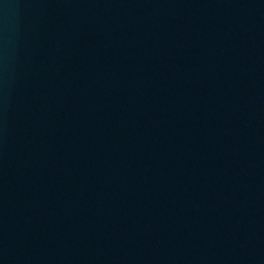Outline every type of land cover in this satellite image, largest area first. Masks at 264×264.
Here are the masks:
<instances>
[{
    "label": "water",
    "instance_id": "95a60500",
    "mask_svg": "<svg viewBox=\"0 0 264 264\" xmlns=\"http://www.w3.org/2000/svg\"><path fill=\"white\" fill-rule=\"evenodd\" d=\"M0 264H264V0H0Z\"/></svg>",
    "mask_w": 264,
    "mask_h": 264
}]
</instances>
